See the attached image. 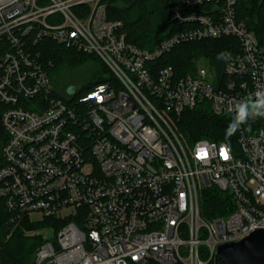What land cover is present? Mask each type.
<instances>
[{
	"label": "built area",
	"instance_id": "1",
	"mask_svg": "<svg viewBox=\"0 0 264 264\" xmlns=\"http://www.w3.org/2000/svg\"><path fill=\"white\" fill-rule=\"evenodd\" d=\"M236 5H170V22L180 28L148 49L127 40L105 0H0L9 135L0 205L14 224L32 212L68 211L32 264H210L218 246L264 228V118L251 132L241 126L237 145L198 139L189 148L176 124L202 103L231 115L235 101L264 90V46ZM223 36L240 40V50L221 71L202 58L184 74L160 61L183 42ZM43 39L96 54L111 75L65 99L55 89L54 62L37 48ZM213 186L234 206L208 221L201 196Z\"/></svg>",
	"mask_w": 264,
	"mask_h": 264
},
{
	"label": "trees",
	"instance_id": "2",
	"mask_svg": "<svg viewBox=\"0 0 264 264\" xmlns=\"http://www.w3.org/2000/svg\"><path fill=\"white\" fill-rule=\"evenodd\" d=\"M182 1L105 0V3H107V17L109 19L123 20L122 30L127 33V40L135 45L150 49L154 48L164 37L170 36L180 28V23L173 25L170 22L168 7ZM236 9L238 19L243 21L248 29L254 31L258 40L264 46V0H237ZM160 10L163 15L159 14ZM191 10L200 9L192 8ZM7 48V43L0 39V56L7 51ZM37 48L42 50L44 61L52 60L54 62L52 69L60 64H65L66 58L70 61L80 62L96 55L84 52L78 53L72 49L64 48L53 39L39 41ZM239 50L240 40L236 37L207 38L183 42L171 52L162 56L160 61L173 64L179 74H184L194 70L196 59L203 58L210 68L221 71L226 59H218V55L222 52L236 53ZM97 58L100 60L98 56ZM104 68L107 70L106 72H110L105 65ZM107 79L108 77L99 76L98 79L95 78L81 87L79 92H85ZM5 109L6 105L0 100V167L5 164L2 147L9 139L2 121V114ZM181 114L176 124L179 133L187 141L194 143L198 139H208L227 141L232 145H237L239 130L235 134H227L228 125L233 114L219 115L212 110L208 103L199 104L193 109H186ZM259 124L260 120L257 118L254 121L249 120L242 127L251 132ZM233 206L232 197L215 186L205 190L202 195L203 212L208 218L227 214L228 209L233 208ZM45 217L48 221L57 219L54 216ZM63 224L59 223L57 229L59 230ZM37 227L38 224L28 216L21 218L16 224L12 223L9 212L1 204L0 264H31L38 246L43 243L41 236L30 233ZM210 264L224 263L219 257H216V260Z\"/></svg>",
	"mask_w": 264,
	"mask_h": 264
},
{
	"label": "rangeland",
	"instance_id": "3",
	"mask_svg": "<svg viewBox=\"0 0 264 264\" xmlns=\"http://www.w3.org/2000/svg\"><path fill=\"white\" fill-rule=\"evenodd\" d=\"M160 13L163 15L161 10L159 11V14ZM65 62V64H60L51 70L55 89L65 99L69 98V93L67 90L68 86L73 85L77 89H81V87L87 85L89 81L95 78L98 79L99 76L109 77L111 75L110 72H106L107 70H105L104 64L97 58L96 55L80 62L70 61L66 58ZM201 63L207 65L208 67L205 59L202 58ZM209 70L211 69L209 68ZM209 80H213V78L209 77ZM183 139L189 148L193 147V142L187 141L184 136ZM67 212V210L61 211L62 215L58 214L57 217L54 216L57 219H52L50 221H48L45 216L43 217L41 213L32 212L30 214V218L38 224V227L30 231V233L41 236L43 239L42 242H45L49 239H55L58 234V224H63L67 220L65 217ZM211 219L213 218L207 217L208 221H211Z\"/></svg>",
	"mask_w": 264,
	"mask_h": 264
},
{
	"label": "water",
	"instance_id": "4",
	"mask_svg": "<svg viewBox=\"0 0 264 264\" xmlns=\"http://www.w3.org/2000/svg\"><path fill=\"white\" fill-rule=\"evenodd\" d=\"M67 90L69 94H74L76 87L70 85ZM54 244L57 246L56 242ZM216 254L224 264H264V228L257 229L240 241L218 246Z\"/></svg>",
	"mask_w": 264,
	"mask_h": 264
},
{
	"label": "clouds",
	"instance_id": "5",
	"mask_svg": "<svg viewBox=\"0 0 264 264\" xmlns=\"http://www.w3.org/2000/svg\"><path fill=\"white\" fill-rule=\"evenodd\" d=\"M217 58L228 59L230 53L222 52ZM229 111L233 113V116L228 125L227 134L232 135L249 120L264 118V90H258L242 100L235 101Z\"/></svg>",
	"mask_w": 264,
	"mask_h": 264
},
{
	"label": "snow or ice",
	"instance_id": "6",
	"mask_svg": "<svg viewBox=\"0 0 264 264\" xmlns=\"http://www.w3.org/2000/svg\"><path fill=\"white\" fill-rule=\"evenodd\" d=\"M201 155H202V156H203V155H206V153L202 152ZM225 158H227L226 154H225Z\"/></svg>",
	"mask_w": 264,
	"mask_h": 264
}]
</instances>
